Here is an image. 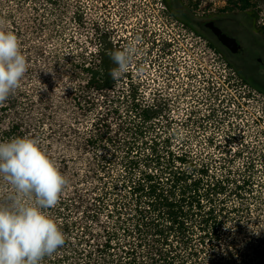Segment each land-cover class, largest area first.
Masks as SVG:
<instances>
[{
	"label": "trees",
	"instance_id": "1",
	"mask_svg": "<svg viewBox=\"0 0 264 264\" xmlns=\"http://www.w3.org/2000/svg\"><path fill=\"white\" fill-rule=\"evenodd\" d=\"M73 1L0 0V27L17 35L28 64L21 87L0 104V142L36 139L68 180L45 209L66 241L41 264H264L263 146H250L237 124L225 144L237 143L240 165L225 178L205 151L221 144L218 82L200 65L180 80L181 94L169 90L174 75L165 67L149 96L140 90L148 78L128 71L113 80L109 53L121 48L98 21L95 48L87 39L80 48ZM198 78L207 91L190 94ZM181 97L192 105L179 120L172 101ZM208 126L213 132L194 149ZM6 191L0 180V206L10 207Z\"/></svg>",
	"mask_w": 264,
	"mask_h": 264
},
{
	"label": "rangeland",
	"instance_id": "2",
	"mask_svg": "<svg viewBox=\"0 0 264 264\" xmlns=\"http://www.w3.org/2000/svg\"><path fill=\"white\" fill-rule=\"evenodd\" d=\"M245 1L249 3L246 7H244ZM73 3L75 9L82 14V21L74 24L72 29L74 41L82 48L87 39L89 49L93 50L95 47L89 42L93 36V29L97 27V21L100 24L104 23L110 28L111 37L121 50H124L125 46L134 47L135 54L132 57L129 71L133 75L149 79L148 85L140 86V90L146 96H149L150 89L154 87L152 80L164 69L161 63L159 66L157 63L152 65L149 59L156 60L155 57L160 54L161 48L166 44L177 43L178 46L180 44L177 48L179 53L176 52L179 68H171L176 84L174 83L170 91L176 92L181 89L180 80L188 83V71L194 72L199 65L205 69L206 77L212 76L218 82L216 84L219 88L217 93L222 102L220 103L218 118L220 124L217 136L221 144L220 148L210 146L205 151L211 152L216 158L218 171L223 178L229 172L235 176L240 165L239 160L234 158L237 143L225 144L229 131L234 133L237 124L244 130V139L249 142L250 146H263L264 148V68H261L259 62L257 63V57L264 62L263 50L260 49L252 60H248L249 65H241L239 70H243V76L240 77L232 73V69L221 59L215 48L206 43L205 38L192 31H189L183 38L181 32L184 31V27L181 26V21L176 14L168 13L163 0H74ZM179 6L182 8V14L187 12L201 23L217 17L228 18L232 21L231 24L235 25V32L240 31V25L237 26V22L247 23L250 18H254V37L256 40L264 41V0H180ZM224 26L227 27L226 23ZM138 44L144 47L143 52L148 62V66L146 65L142 71H139L136 66ZM148 48H152L153 52H149ZM235 57L237 61L242 60L240 56ZM197 80L199 81L196 82L190 94L197 92L202 94L207 91L204 87L205 83H202L200 78ZM230 98L235 99L234 105L228 102ZM191 100L187 97L184 101L175 104L179 108L174 109L176 111L173 115L181 120L185 114L184 109L192 105V102H189ZM237 101L243 104L242 109L237 107ZM158 127L160 132L165 131L162 124H158ZM172 129L175 130V127ZM172 129H169L171 134ZM211 132H213V126H208L206 130L196 135L193 140L194 149H202L204 145L200 142L205 141ZM179 135L184 136L185 131L180 129ZM259 174L260 172L257 173Z\"/></svg>",
	"mask_w": 264,
	"mask_h": 264
},
{
	"label": "clouds",
	"instance_id": "3",
	"mask_svg": "<svg viewBox=\"0 0 264 264\" xmlns=\"http://www.w3.org/2000/svg\"><path fill=\"white\" fill-rule=\"evenodd\" d=\"M134 54L132 46L109 53L113 80L129 71ZM27 68L17 35L0 27V104L21 87ZM0 180L7 189L3 198L10 202L0 206V264H41L66 241L45 209L57 205L68 180L38 141L26 136L0 142Z\"/></svg>",
	"mask_w": 264,
	"mask_h": 264
},
{
	"label": "flooded vegetation",
	"instance_id": "4",
	"mask_svg": "<svg viewBox=\"0 0 264 264\" xmlns=\"http://www.w3.org/2000/svg\"><path fill=\"white\" fill-rule=\"evenodd\" d=\"M165 4V8L168 10V13L170 14H176L181 21V26L184 27V31L181 32L183 38L188 34L189 31L194 32L195 34H199L198 36H201L202 38H205L206 43L212 45L219 56L221 57L222 60L228 64V66L232 69V73H235L236 76L242 77L243 75V70H239L240 67L244 65H249L248 60H252L254 58V55L261 49L264 51V41L263 40H256L254 37V18H250L249 15L248 17L250 20H248L247 23L244 22H237V26L240 25V31L235 32L234 27L235 25L231 24L232 21H230L228 18H221L217 17L214 19H208L205 20L204 22H199L196 19H193L199 26L196 28H191V16L189 13H181V7L174 9L173 7L168 6L166 4V0H163ZM177 4L180 5V0H177ZM208 22H212L215 26H217L222 33L226 34L229 37H232L236 40V42L239 44L240 48L238 49L237 52L233 53L231 52L227 47H225L218 39L217 37L213 34L211 29L206 26ZM224 23H226L227 27L224 26ZM202 25V28H200ZM110 28H108L109 30ZM206 31V32H203ZM184 40V39H183ZM182 45V44H181ZM180 46V44H179ZM178 44H166L164 45L161 50L160 54H158L156 60H150L151 64L154 65L157 63H161V65L165 68L172 69H178L177 65V60L178 56H176V52L179 53L178 51ZM123 49H127V47H123ZM144 47L141 46V44H138L137 46V55H138V62H136V66L139 71H142L144 67L147 65V58L145 57L146 54L143 52ZM149 52H153L152 48H148ZM235 56H240L242 60L237 61L236 57L232 58ZM257 60L259 62V65L261 68H264V62L260 57H257ZM241 63H246V64H241ZM242 65V66H241ZM174 71V70H173ZM158 83L160 79H157ZM175 80V76H174ZM175 83V82H174ZM176 84V83H175ZM174 84L171 83V86L169 90H172ZM183 91V90H182ZM172 92V91H171ZM174 94L180 93L181 94V89L177 90L176 92H173ZM175 99V98H174ZM187 99V97H181V98H176L172 102L178 104L179 101H184ZM174 106V105H173ZM177 108L179 106L175 105Z\"/></svg>",
	"mask_w": 264,
	"mask_h": 264
},
{
	"label": "water",
	"instance_id": "5",
	"mask_svg": "<svg viewBox=\"0 0 264 264\" xmlns=\"http://www.w3.org/2000/svg\"><path fill=\"white\" fill-rule=\"evenodd\" d=\"M207 27L211 29L213 34L217 37V39L227 47L231 52L235 53L240 48L239 44L236 40L232 37L227 36L226 34L222 33L221 30L215 26L212 22H208L206 24Z\"/></svg>",
	"mask_w": 264,
	"mask_h": 264
}]
</instances>
